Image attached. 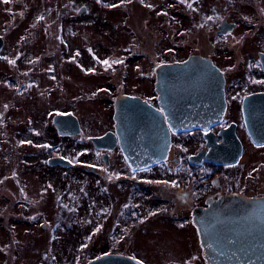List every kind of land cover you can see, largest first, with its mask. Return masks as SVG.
<instances>
[{
    "label": "flooded vegetation",
    "instance_id": "flooded-vegetation-1",
    "mask_svg": "<svg viewBox=\"0 0 264 264\" xmlns=\"http://www.w3.org/2000/svg\"><path fill=\"white\" fill-rule=\"evenodd\" d=\"M157 15L160 22H155ZM190 29L198 32V39L190 38L192 43L187 39L182 44L190 47L187 54L174 59L173 36L177 32L185 35ZM160 39L168 41L162 52L156 49ZM192 56L208 58L224 81L226 105L218 123L209 128L212 132L174 131L159 103L157 69ZM105 60L108 65L102 63ZM129 68L148 71L151 90H130L125 76ZM74 71L83 75L102 72L107 77L102 95L109 104L112 123L90 136L107 134L103 147L94 145L99 162L86 163L87 168L104 178L107 214L126 190L129 196L143 191L149 208L135 209L132 201L119 206L120 211L126 206L130 216L126 231L121 234L122 246L95 256L92 247L83 254L70 255L62 252L60 215L56 214L50 227L45 209L30 208L31 201L39 198L29 197L24 182H18L22 194L12 190L10 179L17 176L18 181H23V177L11 170L0 179V264H87L113 254L154 264L130 240L137 236L133 232L136 230L149 233L147 237L156 241L158 217L169 223L165 227L183 230L192 226L196 232L197 240L191 242L189 254L169 264H210L196 211L214 208L222 216L232 215L247 201L264 197V141L257 143L252 139L244 114L245 101L253 107V103L264 99V0H0V145L5 141L7 152L1 157L0 150V163L5 168L3 159L14 156L8 140L3 138L10 132L2 129L5 120L12 117L8 113L24 110V119H37L45 126L44 106L61 101L62 80L64 85L72 86L76 81ZM89 93L85 96L92 98L93 91ZM122 95L141 98L131 102L138 103L131 106L134 110L142 109L143 104L160 110L164 116L160 130L130 132L131 135L118 132L115 110ZM73 97L68 95L66 99ZM51 114L54 130L44 128V132L71 138L78 135H63L54 124L56 115L78 117L75 112L52 108ZM232 123L235 132H223ZM167 125L170 132H165ZM27 130L21 127L17 132H38L31 126ZM131 145L143 152L140 165L133 164L126 155L125 148ZM55 156L67 158L62 153L54 154L42 165L59 167L60 173V167L66 165L48 161ZM164 169L181 175L182 182L174 181L175 186L173 181L148 183L162 181L157 175ZM36 172L43 180L42 173ZM56 196L55 201L61 205V196ZM41 200L37 206L44 205L45 196ZM218 220L223 225L234 223L227 217ZM30 251L33 256L28 258ZM62 255L69 257L62 260Z\"/></svg>",
    "mask_w": 264,
    "mask_h": 264
},
{
    "label": "rangeland",
    "instance_id": "rangeland-1",
    "mask_svg": "<svg viewBox=\"0 0 264 264\" xmlns=\"http://www.w3.org/2000/svg\"><path fill=\"white\" fill-rule=\"evenodd\" d=\"M160 20V16L157 15L155 22H160ZM186 24L189 25L188 20ZM193 37L198 39V32L192 29L185 35L182 32L175 33L172 48L174 59L187 54V49L190 47H184L182 44L187 39L192 43L190 38ZM166 44H168L166 39H160L156 49L162 52ZM189 45L191 46V44ZM146 72L148 71L138 72L133 68L128 69L125 76L130 90H151L152 77L148 76ZM74 73L76 81L72 86L64 85V80H62L64 87H62L61 101L57 104L47 103L44 106L47 114L45 126L42 121L37 119L33 121L24 119V110L14 111L13 109L8 113V116L12 117L5 120L2 129L10 132H6L7 138H3L8 140L7 146L12 148L11 153L14 156H12L13 159H10L11 154L8 153L10 160L3 159L6 162V168L4 163H0V179L11 170L21 173L23 181H18L17 176L10 179L12 190L22 194L19 183L24 182L29 197L39 198V200L31 201L33 206L31 205L30 208L45 209L46 221L50 227L54 225L56 214L60 215L62 252L70 255L78 253L77 255H79V253L83 254L87 248L92 247L95 250H93L92 256H95L109 248H114V246L123 245L124 239H121V234L125 233L130 216H127L126 206L121 211L119 206L124 201H132L135 209L144 210L149 208V202L144 198L143 191L129 196L128 190H126L124 194L119 195V199L115 200L116 206L113 207L110 215L107 214V200L103 190L104 178L100 173L94 172L86 166L87 162L94 164L98 161V155L90 136L104 131L112 123L109 104L105 102L102 95L107 77L102 72L86 75L80 71H74ZM91 91H93L92 98L86 97L85 95H91L89 93ZM68 95L74 97L69 101L66 99ZM52 108L61 110V112H75L80 118L82 132L72 138L63 137L57 132H44V128L54 130ZM30 126L38 132H17L21 127L23 131H28ZM28 141L31 143H27ZM4 144L5 141L0 145L1 157L7 153ZM38 144L45 145L42 147ZM58 153L70 158L75 162V165L61 166L60 173H58L59 167L42 165L49 156ZM35 168L42 173L43 180ZM157 176L162 178V181H177L178 184L182 182L179 179L181 175L171 173L170 169L161 170ZM57 183L59 185L56 189ZM57 194L61 196V205L55 201ZM44 196V205L37 206ZM160 203L158 201V206ZM165 225L169 226V223L167 224L162 217H158L156 241L154 238L151 241L147 237L149 233L145 234L136 230L133 232H136L137 236L134 235V239L130 240L133 244L139 245L141 252L154 264H169L172 260L185 257L193 248L191 242L197 240L196 232L192 226L180 230L173 226L165 227ZM49 230L51 231L52 228ZM96 249L99 250L96 251ZM32 256L31 251L26 254L28 258ZM68 257L69 255H62V260H67ZM168 258H170L169 261H167Z\"/></svg>",
    "mask_w": 264,
    "mask_h": 264
},
{
    "label": "water",
    "instance_id": "water-1",
    "mask_svg": "<svg viewBox=\"0 0 264 264\" xmlns=\"http://www.w3.org/2000/svg\"><path fill=\"white\" fill-rule=\"evenodd\" d=\"M156 88L160 106L176 132L196 129L212 132L209 128L218 123L226 105L223 78L210 60L201 56L161 65L157 69ZM138 100L141 98L131 95L118 97L115 110L118 132L131 135L130 132L160 130L164 122L161 111L147 104L141 105L142 109H132L138 103L131 102ZM253 104L252 107L249 101L244 103L245 125L252 139L261 143L264 141V99ZM54 124L63 135H76L82 129L75 114L56 115ZM164 129L170 132L168 125ZM223 132H235V123ZM106 137L107 134L93 136L91 140L101 148ZM125 152L133 164L140 165L142 151L131 145L125 148ZM48 161L66 166L72 163L63 156H55ZM195 217L210 264H264V197L247 201L232 211V215L222 216L214 208H199ZM220 217H227L234 223L223 225L218 220ZM87 264H141V261L113 254L100 256Z\"/></svg>",
    "mask_w": 264,
    "mask_h": 264
},
{
    "label": "snow or ice",
    "instance_id": "snow-or-ice-1",
    "mask_svg": "<svg viewBox=\"0 0 264 264\" xmlns=\"http://www.w3.org/2000/svg\"><path fill=\"white\" fill-rule=\"evenodd\" d=\"M5 2H7V0H5ZM122 2H123V0H122ZM128 2H131V0H128ZM141 2H143V0H141ZM181 2H186V0H181ZM113 7H115L116 5H112ZM149 7H151V5H148ZM189 7H191V5H189ZM43 17H41V19H42ZM209 19H211V17H209ZM12 63H14L15 61H11ZM121 61H115V63H120ZM102 63H104L105 65H108L109 64V62L107 61V60H105V61H102ZM110 66V65H109ZM21 143H25V142H21ZM27 143H31L30 141H28ZM45 147H50V146H45ZM144 169H140V171H143ZM148 183H165V184H167V183H169L168 181H148ZM172 185L173 186H175V182L173 181L172 182ZM153 214H155V213H153ZM97 231H99V228H97ZM141 264H142V262H141Z\"/></svg>",
    "mask_w": 264,
    "mask_h": 264
},
{
    "label": "trees",
    "instance_id": "trees-1",
    "mask_svg": "<svg viewBox=\"0 0 264 264\" xmlns=\"http://www.w3.org/2000/svg\"><path fill=\"white\" fill-rule=\"evenodd\" d=\"M53 148V147H52Z\"/></svg>",
    "mask_w": 264,
    "mask_h": 264
}]
</instances>
